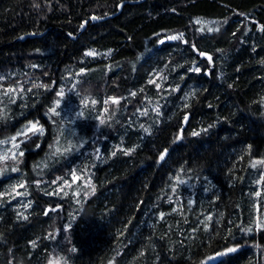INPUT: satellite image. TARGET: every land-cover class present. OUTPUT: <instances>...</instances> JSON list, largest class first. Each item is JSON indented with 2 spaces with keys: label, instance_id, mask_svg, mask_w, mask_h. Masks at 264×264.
<instances>
[{
  "label": "trees",
  "instance_id": "obj_1",
  "mask_svg": "<svg viewBox=\"0 0 264 264\" xmlns=\"http://www.w3.org/2000/svg\"><path fill=\"white\" fill-rule=\"evenodd\" d=\"M262 28L264 0H0V140L42 129L0 160V264H264ZM62 91L97 111L63 121ZM87 165L89 193L54 191ZM208 182L221 193L197 227Z\"/></svg>",
  "mask_w": 264,
  "mask_h": 264
},
{
  "label": "rangeland",
  "instance_id": "obj_2",
  "mask_svg": "<svg viewBox=\"0 0 264 264\" xmlns=\"http://www.w3.org/2000/svg\"><path fill=\"white\" fill-rule=\"evenodd\" d=\"M174 37V36H172ZM176 37H178L176 35ZM171 39V37H170ZM73 85L74 81L72 82ZM77 86H74L75 93L78 92ZM18 91V90H15ZM63 95H59V98L55 101L53 109L55 111L53 112L56 116L59 118H62L63 121H73L71 123H74L76 120L82 119V118H88L92 115V110L97 111L98 106L96 103L92 100L93 98L88 96H80V100L77 102H71L68 101V97L64 96V91H62ZM58 102V103H57ZM94 102V103H93ZM105 108H103V111H105ZM99 120L104 121L105 119L101 117V114H99ZM36 123H31L28 127H26L23 131L17 132L15 135L10 136L9 138H6L4 140H0V160H7V159H13V157L17 158V156L20 154L19 149V142L20 140L17 139L18 135H24V133H28L30 131H27V129L32 125ZM37 125V124H36ZM15 138V139H13ZM184 139V132L182 130H179L176 133L175 138L173 139L172 143L176 144L181 142ZM64 141V140H63ZM67 143V142H66ZM62 143V139L60 141L59 147L55 149V152L57 150L61 152H65L69 149H71L72 143ZM89 155V154H88ZM103 154L98 151L95 152L94 158L95 161H100ZM4 157H7V159H3ZM88 157V156H87ZM45 166V165H44ZM92 166L87 167H80L77 169L74 173L71 174V177L68 179L63 180L58 185L54 186V191L61 192L63 194L71 193L76 198H80L81 194L89 193L92 190V183H91V176H92ZM23 189V186H16L12 194L8 197V201H16V204L19 206L20 210L23 209L27 204V196L26 192H28V187L26 186L25 190ZM221 193V187H219L217 184H214L212 182H208L201 185V190L198 193L196 197L192 199V201H189L192 203V206L196 214H194L195 217H197L196 226L199 227H206V223L209 219L213 217L214 211L207 214V209H212L208 207V204L212 201H215L216 197ZM63 196V195H62ZM194 201V202H193ZM187 206V213H186V219L189 216V206ZM27 207V206H26ZM25 207V208H26ZM251 233V230L250 232Z\"/></svg>",
  "mask_w": 264,
  "mask_h": 264
},
{
  "label": "water",
  "instance_id": "obj_3",
  "mask_svg": "<svg viewBox=\"0 0 264 264\" xmlns=\"http://www.w3.org/2000/svg\"><path fill=\"white\" fill-rule=\"evenodd\" d=\"M124 3H125V1H123L122 3H120L119 8H118V11H116L115 13H110V14L103 15V16H90V17H89V18H88V19L82 24V26L79 28L77 35H80V34L83 32V30L85 29V27L87 26V24H88L89 22H93V23H94V22H97V21H103V20H106V19H108V18H111V17H113L114 15L120 13V12H121V9H122V7H123V5H124ZM93 17H97V19H93ZM40 35H41V34H39V36H40ZM35 36H38V35H35L34 33H30V34H27V35L23 36L22 38H25V37H35ZM187 118H188V117H187ZM186 123H187V119L185 120V124H186ZM168 152H169L168 149H165V150L162 152V155L164 156V159H163V160L166 159V157H167V155H168ZM163 160H161V161H163ZM60 208H61V206H57V207H51V206H49V207L46 208V210H45V214L49 213L51 210L58 211Z\"/></svg>",
  "mask_w": 264,
  "mask_h": 264
},
{
  "label": "snow or ice",
  "instance_id": "obj_4",
  "mask_svg": "<svg viewBox=\"0 0 264 264\" xmlns=\"http://www.w3.org/2000/svg\"><path fill=\"white\" fill-rule=\"evenodd\" d=\"M93 19H97V17H93ZM199 22V21H198ZM200 23H202V22H200ZM213 30H215V29H212V28H209L208 29V31H213ZM262 31H264V28H262L261 29ZM178 38H180V37H171V39H178ZM87 55H95V53L94 52H89V53H87ZM199 69H197V71H198ZM41 87L43 86V85H40ZM11 91V90H10ZM59 95H63V93L61 92V93H59ZM58 103V102H57ZM94 103V102H93ZM112 103H119V101L118 100H116L115 98H113L112 99ZM51 111H55V109H52ZM187 119V118H186ZM103 122V121H102ZM27 131H31V132H35V131H41L42 132V129H38L37 128V125L36 124H32L28 129H27ZM147 131V130H146ZM25 135H27V133H24ZM193 135H198V133H193ZM13 139H15V138H13ZM21 155L23 154V153H20ZM127 154V153H126ZM113 155H115V153H113ZM15 157H13V159H14ZM3 159H7V157H4ZM160 159L161 160H163L164 159V156L163 155H161V157H160ZM15 170V169H14ZM33 246H35V242H33ZM236 249L235 248H230V249H228V251L229 252H233V251H235ZM49 264H60V261L59 260H56V261H50L49 262Z\"/></svg>",
  "mask_w": 264,
  "mask_h": 264
},
{
  "label": "bare ground",
  "instance_id": "obj_5",
  "mask_svg": "<svg viewBox=\"0 0 264 264\" xmlns=\"http://www.w3.org/2000/svg\"><path fill=\"white\" fill-rule=\"evenodd\" d=\"M246 22V21H245ZM246 24V23H245ZM248 24V23H247ZM246 26V25H245ZM248 26V25H247ZM252 30V29H251ZM245 31V30H244ZM259 31V30H258ZM242 33V32H241ZM245 33H247V32H245ZM263 35V34H262ZM256 36H257V34H256ZM202 37V36H201ZM198 38H200V37H198ZM195 39V38H194ZM255 39V38H254ZM256 49V48H255ZM255 49H254V51H255ZM257 50V49H256ZM145 62V61H144ZM134 63V62H133ZM136 63V62H135ZM139 63V62H138ZM136 66V65H135ZM221 66V65H220ZM184 67V66H183ZM240 68V67H239ZM218 70V69H217ZM240 70V69H239ZM242 70V69H241ZM98 74V73H97ZM105 74V73H104ZM227 75V74H226ZM109 76V75H108ZM90 77V76H89ZM94 77V76H93ZM105 77V76H104ZM222 77V76H221ZM106 78H107V76H106ZM92 80V79H91ZM95 80V79H94ZM103 80V79H102ZM106 80V79H105ZM104 80V81H105ZM85 81H87V80H85ZM85 81H84V83H85ZM107 81V80H106ZM226 81V80H225ZM90 81H88V83H89ZM92 82V81H91ZM103 82V81H102ZM96 83H97V81H96ZM90 85V84H89ZM188 88V87H187ZM181 90V89H180ZM184 90V89H183ZM171 93V92H170ZM178 95V94H177ZM172 96V95H171ZM176 96V95H175ZM172 99V98H171ZM174 103V102H173ZM258 103V102H257ZM168 104V103H167ZM185 105V104H184ZM212 106V105H211ZM258 108V107H257ZM176 110V109H175ZM181 110V109H180ZM209 112V111H208ZM215 112V111H214ZM197 113V112H196ZM200 114V113H199ZM218 114V113H217ZM180 115V114H179ZM209 115V114H208ZM257 116V115H256ZM255 116V117H256ZM179 117V116H178ZM208 117V116H207ZM194 118H196V117H194ZM172 119V118H171ZM178 119V118H177ZM223 119V118H222ZM221 119V120H222ZM227 119V118H226ZM194 120V119H193ZM197 120V119H196ZM225 120V119H224ZM208 121H209V119H208ZM226 121V120H225ZM133 122V121H132ZM135 122V121H134ZM218 122V121H217ZM222 122V121H221ZM204 123V122H203ZM220 123V122H219ZM118 124V123H117ZM196 125V124H195ZM121 126V125H120ZM214 126V125H213ZM110 127H111V125H110ZM198 127V126H197ZM211 127V126H210ZM185 129V128H184ZM114 130V129H113ZM124 130V129H123ZM126 130V129H125ZM116 132V131H115ZM125 132V131H124ZM208 133V132H207ZM206 134V133H205ZM55 142V141H54ZM59 164V163H58ZM258 167V166H257ZM259 169V168H258ZM255 170V169H254ZM52 173V172H51ZM188 184V183H187ZM180 187V186H179ZM2 188V187H1ZM192 189V188H191ZM38 197V196H37ZM68 204V203H67ZM69 206V205H68ZM72 206V205H71ZM2 207V206H1ZM4 207V206H3ZM73 207V206H72ZM17 209V208H16ZM15 210V209H14ZM21 214V213H20ZM72 235V234H71ZM70 237V236H69ZM64 241V240H63ZM69 244V243H68ZM73 246H75V245H73ZM124 259V258H123Z\"/></svg>",
  "mask_w": 264,
  "mask_h": 264
}]
</instances>
